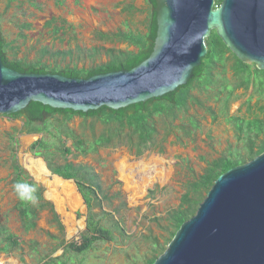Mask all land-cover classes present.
Wrapping results in <instances>:
<instances>
[{
  "label": "rangeland",
  "instance_id": "rangeland-1",
  "mask_svg": "<svg viewBox=\"0 0 264 264\" xmlns=\"http://www.w3.org/2000/svg\"><path fill=\"white\" fill-rule=\"evenodd\" d=\"M60 1L36 0L35 6L31 7L23 1L8 5L6 0H0V34L9 59L16 57L26 62L39 60L45 65L60 68H89L107 60V49L131 50L122 44L98 41L96 32L143 31L146 13L144 0ZM127 5L133 6V11L125 12L123 9ZM52 19L54 22H50ZM56 29L60 30L56 32ZM65 52L69 54L63 55ZM249 96H253L252 106L257 98L252 90L237 92L236 99L226 109L221 103L208 101L207 105L215 112V120L201 109L191 108L188 115L194 116L198 125L194 136L189 142L185 140L184 146L172 144L173 137H168L163 154L153 150L136 158L126 147L119 145L100 149L87 157L66 156L68 162L75 166L93 168L107 195L115 196L111 206L105 205L104 210L117 212L113 215L114 219L119 221L125 233L122 238L115 233L114 241L96 243L82 255L66 251V259H71L67 264H137L150 248L148 235L161 242L167 236L163 219L168 211L177 207L184 192L183 185L192 177L188 168L197 176L207 162L226 156L229 150L235 149L243 154L242 144L235 139L226 118H247V108L242 105ZM259 105H264V96ZM181 118V121L185 120ZM55 119L54 116L48 120V130L52 133H55L52 127ZM23 123L22 118L0 116V224L7 226L20 243L17 251L9 255L0 253V264H42L48 257L61 256L67 244H79L85 230L87 212L74 181L61 179L66 191L58 190L52 194L45 180H39L33 173V163H40L48 170L46 162L29 151L31 144L42 135L21 134L19 131ZM68 126L78 135L89 136L86 129H81V120L77 117ZM100 132L101 128L96 127L95 133ZM7 135L17 140L13 146L16 162L42 189L43 199L52 204L63 227L62 233L57 231L48 210L39 215L35 231L22 232L13 209L15 196L9 168L11 145ZM44 139L48 142L55 140L49 135H45ZM66 145H69L68 142ZM182 159L186 160V167L181 164ZM54 177L49 173L44 179L53 182ZM156 218L159 221H155ZM29 241H35L36 247L32 249Z\"/></svg>",
  "mask_w": 264,
  "mask_h": 264
},
{
  "label": "trees",
  "instance_id": "trees-1",
  "mask_svg": "<svg viewBox=\"0 0 264 264\" xmlns=\"http://www.w3.org/2000/svg\"><path fill=\"white\" fill-rule=\"evenodd\" d=\"M7 4L17 1L26 2L34 7L36 0H6ZM59 1V2H58ZM78 0H73L77 2ZM60 3V0H56ZM222 0H215L214 7H218ZM146 13L144 17L143 31L117 30L114 33L96 32L95 37L102 43L122 44L131 50L107 49L104 63L89 68L64 67L57 65H45L36 62H26L13 57L9 59L4 52L5 44L0 34V56L4 64L19 73L58 74L68 78L87 79L94 75L130 70L147 59L152 52L156 35V20L154 0H144ZM125 12L133 11V6L127 5ZM50 22H54L53 19ZM56 29L55 31H59ZM207 52L201 60L200 66L195 68L192 78L184 86L175 92L164 96L129 106L125 109L112 110L101 107L87 113L74 112L67 109H52L40 103H30L24 112L11 114L5 117L22 118L24 123L19 131L25 135H39L42 137L33 142L29 151L36 157H41L46 162L48 171L64 180H73L86 208L85 230L80 236V243H69L63 249L59 257H48L42 264H67L71 259H66V251L76 255H82L91 250L96 243L112 242L124 237L125 233L114 219L117 212H107L104 206H111L112 196H108L99 176L89 166H73L68 162L66 155L74 157H87L96 154L100 149L124 146L136 158L145 152L156 150L159 154L165 152L164 143L172 136V144L184 146V141H190L198 129L194 116L188 115L191 108L201 109L205 114L215 120L213 108L207 102L214 100L226 109L235 100L236 93L253 91L256 96L254 105H250L253 96H249L244 105L247 108L248 117L227 116L226 121L232 126L235 139L242 144L243 154L238 150H229L226 156L206 163L202 173L195 176L189 169L192 177L183 185L184 192L180 196L177 207L166 213L164 226L166 237L160 240L148 235V253L140 258L137 264H153L164 252L180 226L195 215L200 203L212 187L214 181L223 173L237 166L243 165L254 159L264 151V105L260 106V99L264 96V70H258L254 64L242 63L224 45L215 31L205 39ZM69 53H63L66 55ZM252 111V112H251ZM45 113L43 116L42 113ZM56 117L52 125L55 133L48 130L49 118ZM81 120V129H86L89 136L76 134L69 128L68 123L73 118ZM181 117L184 121H181ZM96 127L101 132L96 134ZM49 135L52 142L44 139ZM11 149L9 151V168L11 170V188L18 181L34 184L38 191V204L24 203L15 196L13 206L16 212L20 228L23 233H29L37 229L39 215L48 210L52 222L58 232H63V227L58 220L50 202L42 197V189L38 187L17 164L13 146L17 140L12 135H7ZM67 142L70 145L67 146ZM56 155H59L56 157ZM55 161H61L56 163ZM181 164L187 165L182 159ZM14 193V191H13ZM155 221H159L158 218ZM108 222V223H107ZM106 223V224H104ZM35 241H29V246L36 247ZM20 248L17 237L0 224V253L9 255ZM138 260V259H137Z\"/></svg>",
  "mask_w": 264,
  "mask_h": 264
},
{
  "label": "water",
  "instance_id": "water-1",
  "mask_svg": "<svg viewBox=\"0 0 264 264\" xmlns=\"http://www.w3.org/2000/svg\"><path fill=\"white\" fill-rule=\"evenodd\" d=\"M154 1L152 52L130 70L87 79L19 73L0 56V116L33 102L82 113L120 110L175 92L200 66L212 31L242 63L264 70V0H222L218 7L215 0ZM153 264H264V151L214 181Z\"/></svg>",
  "mask_w": 264,
  "mask_h": 264
},
{
  "label": "clouds",
  "instance_id": "clouds-1",
  "mask_svg": "<svg viewBox=\"0 0 264 264\" xmlns=\"http://www.w3.org/2000/svg\"><path fill=\"white\" fill-rule=\"evenodd\" d=\"M13 191L17 199L24 203L38 204L37 187L23 181H18L13 184Z\"/></svg>",
  "mask_w": 264,
  "mask_h": 264
},
{
  "label": "bare ground",
  "instance_id": "bare-ground-1",
  "mask_svg": "<svg viewBox=\"0 0 264 264\" xmlns=\"http://www.w3.org/2000/svg\"><path fill=\"white\" fill-rule=\"evenodd\" d=\"M32 171L37 176L39 180L46 182L49 185L48 189L52 190L50 193H55L56 191L60 190L61 192L66 191V186L64 185V181L59 178L54 177L53 182L47 181L44 179L46 176L49 175L48 171L42 166L40 163H33L32 164ZM66 183V182H65ZM48 194V193H47ZM59 196V195H58ZM70 221V220H69ZM70 223V222H69ZM68 223V225H69ZM70 226V225H69Z\"/></svg>",
  "mask_w": 264,
  "mask_h": 264
},
{
  "label": "flooded vegetation",
  "instance_id": "flooded-vegetation-1",
  "mask_svg": "<svg viewBox=\"0 0 264 264\" xmlns=\"http://www.w3.org/2000/svg\"><path fill=\"white\" fill-rule=\"evenodd\" d=\"M39 135H41V134H39ZM69 145H70V142L68 143ZM68 145V146H69ZM70 156H73V154H69ZM69 155H66V156H69ZM79 157H81V156H79ZM67 158V157H66ZM73 165V164H72ZM73 166H75V165H73ZM76 166H79V165H76ZM78 192V191H77Z\"/></svg>",
  "mask_w": 264,
  "mask_h": 264
}]
</instances>
